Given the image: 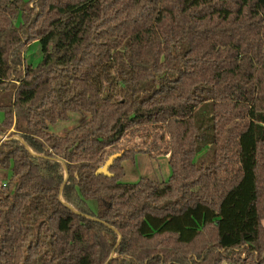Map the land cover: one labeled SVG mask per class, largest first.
<instances>
[{"label":"trees","instance_id":"16d2710c","mask_svg":"<svg viewBox=\"0 0 264 264\" xmlns=\"http://www.w3.org/2000/svg\"><path fill=\"white\" fill-rule=\"evenodd\" d=\"M178 2L0 0V264H264V15Z\"/></svg>","mask_w":264,"mask_h":264},{"label":"rangeland","instance_id":"374dc122","mask_svg":"<svg viewBox=\"0 0 264 264\" xmlns=\"http://www.w3.org/2000/svg\"><path fill=\"white\" fill-rule=\"evenodd\" d=\"M206 0H179V8H194L199 2ZM258 8L261 14L264 15V0H258ZM181 18H183L181 16ZM41 57L40 45L37 41L27 45L24 53V58L27 63L35 64ZM80 115L71 112L68 120L58 121L54 126H50L49 130L56 134H62L78 123ZM2 113L0 112V119ZM206 128V135H210V127L207 123L203 124ZM9 131H7L8 133ZM5 138V137H2ZM204 147V146H203ZM212 158V151L209 146H205L201 153L197 156V164H207ZM125 169V174L122 178L123 182H135L140 177H149L154 180H166L170 174L168 158L162 153L148 155L146 153H136L133 159H126L122 162ZM9 170L0 169V184L9 178ZM264 224V220H263Z\"/></svg>","mask_w":264,"mask_h":264},{"label":"water","instance_id":"95a60500","mask_svg":"<svg viewBox=\"0 0 264 264\" xmlns=\"http://www.w3.org/2000/svg\"><path fill=\"white\" fill-rule=\"evenodd\" d=\"M2 139H4V138H2ZM119 156H120L119 152L111 154L105 160V162L95 170V174H104L107 176L111 175V173L108 171V167L113 163V160Z\"/></svg>","mask_w":264,"mask_h":264},{"label":"built area","instance_id":"2783aa9c","mask_svg":"<svg viewBox=\"0 0 264 264\" xmlns=\"http://www.w3.org/2000/svg\"><path fill=\"white\" fill-rule=\"evenodd\" d=\"M224 264H228V263L225 262Z\"/></svg>","mask_w":264,"mask_h":264}]
</instances>
